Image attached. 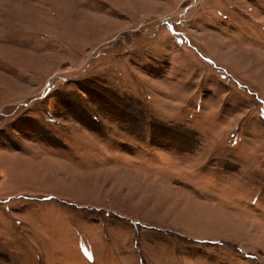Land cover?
Here are the masks:
<instances>
[{
  "label": "rangeland",
  "instance_id": "obj_1",
  "mask_svg": "<svg viewBox=\"0 0 264 264\" xmlns=\"http://www.w3.org/2000/svg\"><path fill=\"white\" fill-rule=\"evenodd\" d=\"M0 264H264V0H0Z\"/></svg>",
  "mask_w": 264,
  "mask_h": 264
}]
</instances>
